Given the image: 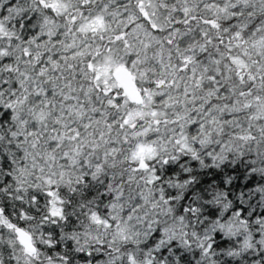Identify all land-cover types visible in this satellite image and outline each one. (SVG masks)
Here are the masks:
<instances>
[{"label":"snow or ice","instance_id":"1","mask_svg":"<svg viewBox=\"0 0 264 264\" xmlns=\"http://www.w3.org/2000/svg\"><path fill=\"white\" fill-rule=\"evenodd\" d=\"M0 264H264V0H0Z\"/></svg>","mask_w":264,"mask_h":264}]
</instances>
